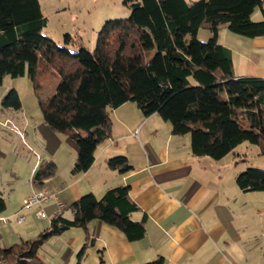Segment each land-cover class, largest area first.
I'll return each instance as SVG.
<instances>
[{"label": "trees", "instance_id": "16d2710c", "mask_svg": "<svg viewBox=\"0 0 264 264\" xmlns=\"http://www.w3.org/2000/svg\"><path fill=\"white\" fill-rule=\"evenodd\" d=\"M257 7L260 21L252 19ZM46 25L39 0H0V84L5 75L30 78L45 123L78 146L72 173L91 167L97 147L111 137L112 110L128 101L145 116L169 121L173 134H189L195 156L220 160L245 141L264 155V77L237 76L232 50L218 39L222 27L264 36V0H137L129 17L104 23L93 50L68 33L65 44L79 48L59 45L42 34ZM202 27L212 32L207 41L197 38ZM44 76L57 78L56 87L46 91ZM1 105L21 109L19 92L10 89ZM36 165V184L57 172L53 161ZM107 165L120 173L133 168L126 155L109 158ZM236 183L244 191H264V169L248 166ZM130 191L118 185L100 198L84 194L69 207L71 218L56 214L36 236L0 245V264H47L40 255L47 240L71 227L86 229L95 219L130 241L142 239L146 217H131L140 208ZM6 207L0 195V214ZM86 249L87 243L75 264H85ZM144 264H165V258Z\"/></svg>", "mask_w": 264, "mask_h": 264}, {"label": "crops", "instance_id": "0c3cea01", "mask_svg": "<svg viewBox=\"0 0 264 264\" xmlns=\"http://www.w3.org/2000/svg\"><path fill=\"white\" fill-rule=\"evenodd\" d=\"M222 33L228 35L227 31ZM252 42L256 50H262L252 48L245 56L243 73L236 70L234 48L221 42L232 50L237 76L264 77V36ZM112 118L111 137L97 147L94 162L85 172L72 173L78 147L70 143L69 153L62 147L68 143L66 135H56L62 144L42 158L56 163V174L42 185L32 178L30 191L21 199L33 190L46 189L50 197L35 206L33 215L34 221H51L57 214L58 200L66 205L61 213L71 218L69 207L84 194L100 198L111 187L129 185L140 208L131 217H146V235L130 241L116 227L95 219L86 229L71 227L53 236L60 245L52 258L46 259L48 264H75L85 243V264H144L159 256L165 258V264H264V191L239 188L236 177L245 166L229 163L227 156L220 160L195 156L189 134H173L169 121L158 114L145 116L132 101L113 109ZM117 155L128 157L131 171L120 173L107 165V160ZM21 208L11 214L4 211L0 222L17 219L18 213L25 218L16 221L25 222ZM40 210L46 217L37 216ZM48 226L30 225L34 233ZM19 236L25 239L20 232Z\"/></svg>", "mask_w": 264, "mask_h": 264}, {"label": "rangeland", "instance_id": "374dc122", "mask_svg": "<svg viewBox=\"0 0 264 264\" xmlns=\"http://www.w3.org/2000/svg\"><path fill=\"white\" fill-rule=\"evenodd\" d=\"M127 1L39 0L42 13L47 18V25L43 28L42 34L52 38L59 45L77 50L79 44L75 46L65 44L64 36L68 33L78 37L80 44L89 50H93L96 46L98 32L107 20L130 16L131 3L137 0ZM252 19L254 21L263 19L259 7L252 14ZM222 31H227L228 35L225 36ZM219 32V41L227 42L235 50L237 72H245L247 67L245 56L251 54L252 48L256 50V46L252 42L254 38L234 33L227 27L220 28ZM211 36L212 32L204 27L197 32V38L201 41H207ZM259 50L262 49L256 51ZM41 82L45 90L49 91L56 87L58 79L53 76H44ZM12 88H15L20 94L22 108L19 110L5 109L1 105L3 97ZM6 118H9L7 122H5ZM51 131L53 130L43 120L38 98L30 78L27 75L18 77L5 75L0 84V195L5 198L7 203L4 213H15L21 207L23 199L26 197L21 199V196L31 189L32 178L37 168L35 164L62 144L60 139L55 137L64 134ZM67 140L68 143L62 144V147L70 153V143L75 145L76 142L68 137ZM237 153L241 154L238 155ZM226 156V161L229 163L243 165L245 168L253 166L264 169V155L259 153L257 145L249 141L243 142L234 152ZM242 158L245 160H241ZM35 209L36 207L31 210L22 209V213L27 217L23 223H18L15 218L6 224L0 222L1 246L8 247L21 241L19 232L25 239L36 236L39 232L34 233V228L30 225H35V223H41L44 226L49 225V219L34 221ZM24 229L27 231L24 232ZM46 243L47 246L44 244V252L40 249V255L47 262L46 259L52 258L51 256L56 253L60 241L52 237Z\"/></svg>", "mask_w": 264, "mask_h": 264}, {"label": "built area", "instance_id": "2783aa9c", "mask_svg": "<svg viewBox=\"0 0 264 264\" xmlns=\"http://www.w3.org/2000/svg\"><path fill=\"white\" fill-rule=\"evenodd\" d=\"M49 193L46 189H40V190H33L28 196H26L23 199L22 202V209L24 210H31L35 206L40 205L44 202H46L49 199ZM57 214L61 213L62 210L66 207L63 201L58 200L57 201ZM37 216L39 218L46 217V213L43 210L38 211ZM25 216L21 213L17 214V219L19 222H22L24 220ZM4 221H6V218H2Z\"/></svg>", "mask_w": 264, "mask_h": 264}]
</instances>
